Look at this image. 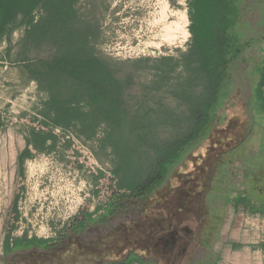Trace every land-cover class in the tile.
I'll list each match as a JSON object with an SVG mask.
<instances>
[{
    "label": "trees",
    "instance_id": "16d2710c",
    "mask_svg": "<svg viewBox=\"0 0 264 264\" xmlns=\"http://www.w3.org/2000/svg\"><path fill=\"white\" fill-rule=\"evenodd\" d=\"M186 2L185 49L119 59L102 51L111 0H0V40L8 42L9 56L18 48L17 59L36 84L32 114H24L20 127L25 146L19 162L42 153L65 158L72 150L81 174L101 184L105 173L85 165L70 135L109 162L111 174L136 195L160 185L229 98L230 66L242 62L254 44L240 30L237 0ZM17 29L22 34L14 43ZM252 74L250 105L263 124L264 56ZM261 203H253L255 212H264ZM102 209L98 204L86 216L93 219ZM55 240L18 237L14 246Z\"/></svg>",
    "mask_w": 264,
    "mask_h": 264
},
{
    "label": "rangeland",
    "instance_id": "374dc122",
    "mask_svg": "<svg viewBox=\"0 0 264 264\" xmlns=\"http://www.w3.org/2000/svg\"><path fill=\"white\" fill-rule=\"evenodd\" d=\"M237 1L240 30L254 44L242 62L230 66V96L167 178L142 196L116 182L109 162L99 161L88 145L84 154L73 142L86 166L92 168L87 158L92 153L99 164L95 169L105 173V180L97 186L76 168L72 150L65 158L42 153L19 162L25 146L20 127L24 114H32L36 84L28 80L23 62L17 59L18 48L9 56L8 42L0 40V264L13 257L18 264L26 255L33 264H85L94 259L107 264L109 258L118 259L119 239L123 238L120 224L130 226L142 207L175 205L182 196L187 201L201 188L228 189L231 179L232 188L251 193L254 200L264 199V123L250 105L256 77L252 73L264 56V0ZM188 25L186 0H111L105 21L108 40L102 51L129 59L185 49ZM21 34L22 29L14 31V43ZM110 186L113 190L108 193ZM98 204L103 206L100 214L88 218L86 213ZM65 222H70L68 227ZM52 236L56 240L48 248L35 243L14 246L18 237Z\"/></svg>",
    "mask_w": 264,
    "mask_h": 264
},
{
    "label": "crops",
    "instance_id": "0c3cea01",
    "mask_svg": "<svg viewBox=\"0 0 264 264\" xmlns=\"http://www.w3.org/2000/svg\"><path fill=\"white\" fill-rule=\"evenodd\" d=\"M229 187L197 189L175 205L142 207L130 226L120 224L118 259L122 264H264V212L253 209L264 200L232 188V179Z\"/></svg>",
    "mask_w": 264,
    "mask_h": 264
},
{
    "label": "flooded vegetation",
    "instance_id": "af4514ba",
    "mask_svg": "<svg viewBox=\"0 0 264 264\" xmlns=\"http://www.w3.org/2000/svg\"><path fill=\"white\" fill-rule=\"evenodd\" d=\"M242 181H244V182H248L247 181V177H246V175H242V179H241ZM251 183L249 182V184L248 185H250ZM49 245H50V243L49 244H47V245H45V246H40V247H43V248H48L49 247ZM55 246V245H54ZM56 248V247H55ZM59 249H57L56 251H58ZM56 254V253H55ZM109 258V257H108ZM16 261H17V257H13L12 259H11V262H8L7 264H14V263H16ZM122 262L123 261H121V260H119V259H110V262H108L107 261V264H122ZM100 262H99V260H96V259H94V260H86L85 261V264H99ZM18 264H33V262H32V259H31V257H30V255H26L25 257H24V259L23 260H21ZM71 264H83V263H81V262H79V263H71Z\"/></svg>",
    "mask_w": 264,
    "mask_h": 264
},
{
    "label": "built area",
    "instance_id": "2783aa9c",
    "mask_svg": "<svg viewBox=\"0 0 264 264\" xmlns=\"http://www.w3.org/2000/svg\"><path fill=\"white\" fill-rule=\"evenodd\" d=\"M55 131L58 133V134H62V130L60 129V128H55ZM68 138H73V142H74V144H77L78 146H79V148H81V151H84V149L85 148H87L86 146H85V144L82 142V141H80L79 139H77L76 137H74V136H67ZM85 151H87L86 149H85ZM85 151H84V154H86L85 153ZM91 155L90 156H87V158H88V161L90 162V164L92 165V168H96V167H99V164H98V162L95 160V158H94V156H93V154L92 153H90ZM116 179V182H118V179L117 178H115Z\"/></svg>",
    "mask_w": 264,
    "mask_h": 264
}]
</instances>
